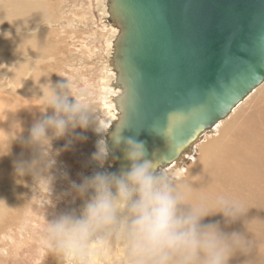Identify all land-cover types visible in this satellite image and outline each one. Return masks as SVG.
Listing matches in <instances>:
<instances>
[{
	"label": "water",
	"instance_id": "95a60500",
	"mask_svg": "<svg viewBox=\"0 0 264 264\" xmlns=\"http://www.w3.org/2000/svg\"><path fill=\"white\" fill-rule=\"evenodd\" d=\"M107 12L122 90L112 173L130 167L128 138L156 170L172 164L264 80V0H109Z\"/></svg>",
	"mask_w": 264,
	"mask_h": 264
},
{
	"label": "clouds",
	"instance_id": "9594fccd",
	"mask_svg": "<svg viewBox=\"0 0 264 264\" xmlns=\"http://www.w3.org/2000/svg\"><path fill=\"white\" fill-rule=\"evenodd\" d=\"M39 87L45 104L43 112L50 108L52 114L32 125L25 142L38 150V158L19 162L16 172L18 176L32 174L36 184L46 181L50 187L52 178L43 173L54 163L52 141L77 127L87 129L95 124L97 133L106 130L98 123L86 92L74 95L69 80L53 83L49 78ZM19 132L20 124H13L10 140L19 139ZM120 142L117 137L115 144ZM123 143L129 168L119 173L97 172L80 184L73 182L76 195L82 199L87 196L79 214L72 211L46 219L42 244L58 264H96L95 248L113 240L122 246L124 264H230L238 253L257 255L254 238L224 231L219 222L203 223L217 214L223 216L225 225L241 219L250 209L241 200L195 188L192 182L158 172L153 161L146 158L143 142L128 138ZM96 148L92 159L103 167L110 154L108 145L100 139ZM255 259L244 264H255Z\"/></svg>",
	"mask_w": 264,
	"mask_h": 264
},
{
	"label": "rangeland",
	"instance_id": "374dc122",
	"mask_svg": "<svg viewBox=\"0 0 264 264\" xmlns=\"http://www.w3.org/2000/svg\"><path fill=\"white\" fill-rule=\"evenodd\" d=\"M44 1L48 2L47 4H50V6L52 5L49 14L53 16L51 19V28H54L51 29L53 35H51V32H47L43 38L44 34H41L40 39L42 42L40 41L38 46L31 48V50L34 48L33 51L36 49L39 51L42 61L47 58V60H44L45 62L40 61L41 63L36 67V70L44 72V78L41 77V82L36 86L33 85L32 89L28 88L30 89H27L28 92L24 91L26 88H21V91L22 89L23 91L20 93L11 86L14 82L10 81L9 76L14 72L13 68L3 67L0 74V138H10L11 135H14V133H10L12 126L19 123L22 132L18 133L20 138L15 139V141L24 142V144L28 140L32 125L37 120L44 118V114H52L51 109H47V113L43 112L45 109L44 100L38 95V92L42 95L40 87L37 86L43 84V80L47 81L48 78H51V81L55 83L64 82L67 79L73 85L74 95L84 90L88 102L93 107L97 121L103 118L104 111L98 92L101 76L103 77L101 68L105 64L104 39L107 31L102 29L103 24L96 8L97 0H42L43 3ZM10 54L11 60L6 64L16 65L12 53ZM0 65L4 64L0 63ZM17 83H15V86H19L16 85ZM31 90H35V94ZM245 103L240 112L232 115L233 117H230L222 125L221 128L223 129L216 132L217 134L208 141L207 145L203 146L201 150L198 149L195 158L187 165L196 159L206 158L205 160L208 162L211 161L208 160L209 158L216 157L214 155H218L221 151H229V148H231L229 144H232L236 133L238 134L242 130L241 128H249L264 116V92ZM32 118H35V120ZM15 128L17 131L20 130L18 124L15 125ZM88 128L78 127L64 137L52 141L51 156L54 163L46 173H43L52 178L50 187L46 181H40L36 184L32 174H27L25 180L24 176H20V184H23L21 186L18 184L16 190L8 189L11 194L15 192L13 193L14 196L16 195L14 198L20 195L21 200H16V204H13L14 199L12 200L13 205L11 204L9 209L14 212H10L8 209V212H10L8 213L6 207L4 214L0 215V219H2L0 221V264H58L56 257L44 249L42 244L47 226L46 219L51 220L59 214L72 211L78 213L82 198L76 195L71 185L73 182L80 184L83 181L81 175L85 173L83 168L85 154L93 146L92 141H90L92 140L91 129ZM49 135H51V132ZM31 149L32 146L26 145V150L30 154H28L25 162H31L38 158V150L34 147ZM185 170L186 166L183 175ZM183 175H179L180 178L178 179H181ZM14 176L18 177L17 172ZM196 176V172H193L190 177ZM262 198H264V195L261 194H257L255 197L254 206L256 205L259 211L254 208L255 217L252 220L253 231L257 234L259 232L261 238L264 237V225H261L258 219L264 218V205H259L256 202ZM250 238L252 239V237ZM257 247L263 249L258 250L257 255L262 253L261 256L264 259V239ZM101 252L102 264H121L116 247L108 250L106 245V249H102ZM253 255H256L255 252Z\"/></svg>",
	"mask_w": 264,
	"mask_h": 264
},
{
	"label": "bare ground",
	"instance_id": "6f19581e",
	"mask_svg": "<svg viewBox=\"0 0 264 264\" xmlns=\"http://www.w3.org/2000/svg\"><path fill=\"white\" fill-rule=\"evenodd\" d=\"M47 3L48 2L46 1H44L43 3L42 0H0V63L4 64V65H0V74L2 72L3 67L13 68L14 72L12 73V75L9 76L10 81L14 82L13 83L14 85L12 84L11 86L15 90H18V92L20 91V93L23 91L24 88H26V90H24L26 92L28 88L32 89V87L38 85V83L41 82L40 81L41 77L44 76V72H41L38 69L36 70V67L39 65V63H41L40 61H42V57L37 49L33 51L34 48L32 50L31 48L34 46H38L39 42L41 41L40 39L41 34H44L43 36L44 38L47 32H51L52 29L51 19L53 18V16L50 15L49 13L52 9L51 8L52 5L50 6V4ZM96 6H97L96 8L99 18L101 19V23L103 24L102 29L107 31V34L104 39L105 57L104 56L103 57L105 60V64L102 65L101 68L103 77L101 76L102 79L100 78L101 82L98 92L100 93L99 98L102 107L104 108L103 118L99 120L98 123H100L106 131L102 133H97L94 130L95 124L89 126V128L91 129V136H92V140L90 141H92L93 146L92 149H89L85 154V159H84L85 163L83 166L85 173L84 174L82 173L81 175L82 179H84L85 177H90L97 172L112 173V168L114 166V163L110 159V156H108L107 160L104 162L103 167H101L96 161H94L92 157L93 154L97 151L96 148L97 141H99L100 139H104L106 141L111 128L118 121L119 112L117 107V98L119 97L120 94H122L121 88L117 86L115 83L116 72L112 64V54L114 51L113 43L115 38L119 34V28L116 24L112 23V21H110V19L108 18L107 9L109 6V0H97ZM51 35H53L52 32ZM43 43H45V41H43ZM10 53H12L16 65L6 64L11 60ZM45 59L47 60V58ZM44 60L42 62H45ZM42 70L44 71V69ZM16 82L19 83L16 84L19 86H15ZM44 82L46 83L47 81L43 80V84ZM7 86L9 87V85ZM12 88L11 90L14 91V89ZM21 88H23L22 91ZM35 90H31V91L32 92L34 91L33 93L35 94ZM263 90H264V80L256 88H254L247 96H245L244 99L239 101L225 118L218 120L210 128L201 132L200 135L197 137V139L186 150H184L180 154V156L176 161H174L170 165L168 164L162 166L157 170L158 172L165 171L166 173H170L176 177L178 174L183 175L184 167L186 166L185 174L181 179L192 182L193 187L206 188L211 193L230 194L235 198L241 200L246 205V207L250 208L247 214L243 216L241 219L235 221L234 223L225 225L223 216L217 214L215 216H210L205 218L203 223L219 222L221 228L224 231L240 232L249 239H251L250 237L254 238L256 243L258 244L262 241V239H264V237L261 238L259 232L258 235L253 231L252 220L255 217L254 208L257 211H259L257 209V206L256 205L254 206L255 197L257 194L264 195V116L260 120H258L257 123H253L250 127L247 126L249 128L247 129L241 128L242 130L238 134L235 132L236 135L234 137V140L232 141V144H229L231 145L229 151L225 152L223 150L218 155H214L216 157L210 156L211 159L209 158L208 160L211 161L208 162L205 160L206 159L205 158L200 160L196 159L188 165L187 163L190 162L193 158H195L197 152L201 150L203 146L207 145L208 141L211 138H213L215 134H217L216 132H218L219 130L221 131L223 129L221 128L222 125L230 117H233L232 115L240 112L241 108L246 104L245 102H247V100L253 98L254 96L257 95L259 96V94L264 92ZM38 95L40 97L41 93L38 92ZM32 119L35 120V118ZM248 121L249 119L247 120V122ZM8 144H9V148H8ZM27 151L28 150H26V145L24 144V142H19V141L17 142L15 140H10V138H0V154H3L0 155V165H1L0 200H4L6 202V204L0 202V215L4 214L6 207H7L6 211L8 212V209L11 206L13 199H14L13 204H16L15 203L16 200L18 199L21 200V198H19L20 195L19 197L14 198L16 195L14 196L13 193L15 192L11 194L10 190L11 189L16 190L17 185L20 184L21 177L14 176L16 173V165L21 161L25 162L28 154H30ZM193 172H196L197 176L191 178L190 176L193 174ZM179 175L177 178H180ZM32 177L34 176L32 175ZM25 178L26 177L24 175V180ZM22 184H20V186ZM91 194L92 193L90 190L88 196H90ZM84 199H87V196L81 199V204L79 206V210L77 214H79L80 209L83 207ZM256 203L259 205H264V198L259 199ZM16 206L18 207V205ZM10 212H14V211L11 210ZM1 220L2 219H0V221ZM258 221L261 225H264V218H259ZM246 222H248L247 225ZM246 226L249 232L247 231ZM113 247H116L118 257H120L121 260V264H124L122 246L118 241L113 240L109 245H107V249L110 250ZM102 249H106V246L101 245L95 248V252L97 256L96 264H102L103 262L102 252H101ZM258 250L260 251L263 249L259 248ZM261 254L262 253L258 255L252 254L251 256L246 257L238 253L236 256L232 258L230 264H243V262H245L246 260L255 259V258H256L255 264H264V259L262 258ZM261 259L263 260L260 261Z\"/></svg>",
	"mask_w": 264,
	"mask_h": 264
},
{
	"label": "crops",
	"instance_id": "0c3cea01",
	"mask_svg": "<svg viewBox=\"0 0 264 264\" xmlns=\"http://www.w3.org/2000/svg\"><path fill=\"white\" fill-rule=\"evenodd\" d=\"M0 168H1V165H0Z\"/></svg>",
	"mask_w": 264,
	"mask_h": 264
}]
</instances>
